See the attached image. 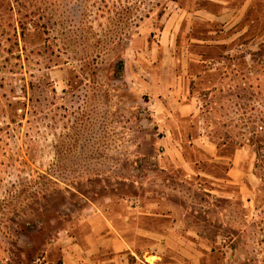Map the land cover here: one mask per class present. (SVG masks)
<instances>
[{
  "label": "rangeland",
  "instance_id": "1",
  "mask_svg": "<svg viewBox=\"0 0 264 264\" xmlns=\"http://www.w3.org/2000/svg\"><path fill=\"white\" fill-rule=\"evenodd\" d=\"M261 135L264 0H0V264L148 209L170 264H264Z\"/></svg>",
  "mask_w": 264,
  "mask_h": 264
},
{
  "label": "crops",
  "instance_id": "2",
  "mask_svg": "<svg viewBox=\"0 0 264 264\" xmlns=\"http://www.w3.org/2000/svg\"><path fill=\"white\" fill-rule=\"evenodd\" d=\"M178 107L186 113L191 105L180 102ZM104 219L106 222L89 220L90 226L79 233L65 230L64 237L57 240V261L52 260V264H170L185 254L183 241L195 242L188 235L194 237L196 233L192 229L184 232L181 218L173 212L148 209L119 224ZM153 219L160 221L152 223ZM130 255L135 258L133 263Z\"/></svg>",
  "mask_w": 264,
  "mask_h": 264
},
{
  "label": "trees",
  "instance_id": "3",
  "mask_svg": "<svg viewBox=\"0 0 264 264\" xmlns=\"http://www.w3.org/2000/svg\"><path fill=\"white\" fill-rule=\"evenodd\" d=\"M21 36L22 37H24V36H26V34L27 33H29L30 32V30H31V27H29V25L28 24H26V23H23V24H21ZM34 28H37V29H39L40 30V28L41 27H39V26H35ZM45 31H47V27L45 28ZM47 42H44L43 44H41L40 46H39V49H41V48H43L44 50L45 49H47ZM47 61H48V63L49 62H51V61H53V60H51V59H46ZM119 69H122V61L121 60H118L117 62H116V66H115V68H114V70H119ZM23 79V78H22ZM47 84H48V86H49V82L48 81H44L42 78H39L37 81H36V85H38L39 87H41V86H47ZM46 115V114H45ZM259 141L261 142V143H263V146H264V135H261L259 138ZM257 160L258 161H260V169L263 171V173H264V149H263V153H260V154H257ZM262 178H264V176L262 175L261 176Z\"/></svg>",
  "mask_w": 264,
  "mask_h": 264
}]
</instances>
